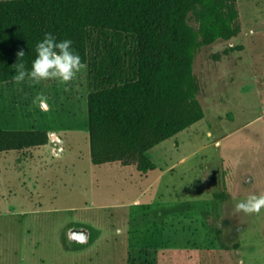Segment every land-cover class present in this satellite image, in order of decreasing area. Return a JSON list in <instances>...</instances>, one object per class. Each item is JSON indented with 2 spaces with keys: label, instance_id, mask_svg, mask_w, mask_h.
Segmentation results:
<instances>
[{
  "label": "rangeland",
  "instance_id": "rangeland-1",
  "mask_svg": "<svg viewBox=\"0 0 264 264\" xmlns=\"http://www.w3.org/2000/svg\"><path fill=\"white\" fill-rule=\"evenodd\" d=\"M237 8L239 35L196 52L204 119L150 150L145 174L92 162L88 66L68 88L0 83V130L50 135L0 154V264H264V209L235 211L264 194V0Z\"/></svg>",
  "mask_w": 264,
  "mask_h": 264
},
{
  "label": "trees",
  "instance_id": "trees-1",
  "mask_svg": "<svg viewBox=\"0 0 264 264\" xmlns=\"http://www.w3.org/2000/svg\"><path fill=\"white\" fill-rule=\"evenodd\" d=\"M48 31L71 38L88 66L92 162L148 173L150 150L205 117L197 50L241 26L237 0H0V83L13 82L19 49L31 67ZM49 142L42 129L0 130V154Z\"/></svg>",
  "mask_w": 264,
  "mask_h": 264
},
{
  "label": "clouds",
  "instance_id": "clouds-1",
  "mask_svg": "<svg viewBox=\"0 0 264 264\" xmlns=\"http://www.w3.org/2000/svg\"><path fill=\"white\" fill-rule=\"evenodd\" d=\"M23 48L17 52L18 60L11 66L15 73L12 80L17 84H39L41 81L55 80L65 88L70 86L79 73L87 68L81 55L74 47L71 38L58 39L51 31L45 32L42 39L35 43V57L31 60V67H27L24 60ZM33 103L42 109L48 107L47 98L43 93H38L33 98ZM264 209V194H250L245 199L235 202L236 212L258 214Z\"/></svg>",
  "mask_w": 264,
  "mask_h": 264
},
{
  "label": "water",
  "instance_id": "water-1",
  "mask_svg": "<svg viewBox=\"0 0 264 264\" xmlns=\"http://www.w3.org/2000/svg\"><path fill=\"white\" fill-rule=\"evenodd\" d=\"M69 237L71 242L75 244H86L90 240V232L83 227H75L69 231Z\"/></svg>",
  "mask_w": 264,
  "mask_h": 264
},
{
  "label": "crops",
  "instance_id": "crops-1",
  "mask_svg": "<svg viewBox=\"0 0 264 264\" xmlns=\"http://www.w3.org/2000/svg\"><path fill=\"white\" fill-rule=\"evenodd\" d=\"M142 173V172H141ZM1 174V173H0ZM143 174H145V173H143ZM163 174V173H162Z\"/></svg>",
  "mask_w": 264,
  "mask_h": 264
}]
</instances>
